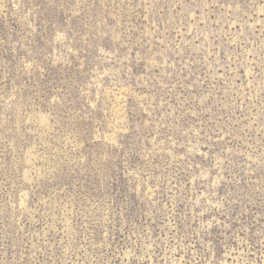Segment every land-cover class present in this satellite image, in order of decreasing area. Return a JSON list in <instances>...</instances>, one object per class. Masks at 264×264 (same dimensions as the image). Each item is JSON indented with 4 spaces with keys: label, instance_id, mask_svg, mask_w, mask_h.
<instances>
[{
    "label": "rangeland",
    "instance_id": "1",
    "mask_svg": "<svg viewBox=\"0 0 264 264\" xmlns=\"http://www.w3.org/2000/svg\"><path fill=\"white\" fill-rule=\"evenodd\" d=\"M0 264H264V0H0Z\"/></svg>",
    "mask_w": 264,
    "mask_h": 264
}]
</instances>
